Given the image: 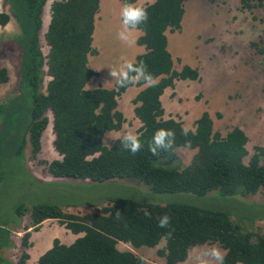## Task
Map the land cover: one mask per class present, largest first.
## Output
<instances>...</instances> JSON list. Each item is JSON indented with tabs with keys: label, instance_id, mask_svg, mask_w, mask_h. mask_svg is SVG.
Returning a JSON list of instances; mask_svg holds the SVG:
<instances>
[{
	"label": "trees",
	"instance_id": "16d2710c",
	"mask_svg": "<svg viewBox=\"0 0 264 264\" xmlns=\"http://www.w3.org/2000/svg\"><path fill=\"white\" fill-rule=\"evenodd\" d=\"M47 1L3 0L9 6L8 12L0 11V26L13 18L19 28L16 39L0 49L12 46L18 54V86L14 94L0 100V132L7 142L4 145L15 157L23 158L27 145L33 154L40 150L41 137L50 122L48 112L54 134L52 144L60 155L47 167L55 178L80 179L95 183V187L130 178L158 193L190 192L204 196L216 191L235 196L260 191L264 198V145L255 147L245 163L248 138L240 128L235 126L222 136L214 131L213 120L205 111L185 137L181 121L163 118L160 97L164 90L179 79H199V72L190 66L175 70L167 49L166 30H180L184 0H155L147 4L148 20L137 28L142 31L137 43L145 51L133 62L143 61L157 83L140 89L132 100L134 116L141 123L137 135L142 147L136 154L123 150L119 138L109 145L104 143L106 134L119 130L125 122L117 98L130 86L121 88L116 81L112 88L85 86L97 75L88 66V56L97 52L92 47V34L99 0H52L50 22L42 31L41 15ZM240 1L242 9L247 10L264 3V0ZM125 2L135 0H121L122 5ZM43 33L44 45L48 46L46 55L40 43ZM44 66L51 79L43 92ZM8 80L7 68L0 66V85ZM143 84L141 81L135 86ZM160 128L174 130L175 142L171 148L153 155L149 146L154 132ZM178 147L196 150L188 165L180 164L175 152ZM99 192L108 196V203L82 215L63 212L53 203L31 207L33 227L57 218L71 232H83L69 245L55 239L36 264H150L131 251L118 250L116 244L121 241L133 247H154L161 239L165 240V246L157 254L164 257V264L184 261L191 248L215 243L224 250V264H264V234L241 225L263 220V213L241 214L236 222L225 210L176 202L159 205L116 197L108 194L106 188H100ZM25 207L17 204L14 211L20 216ZM244 207L264 210V202ZM165 214L171 218L170 225L160 228L158 218ZM29 235L27 231L21 238L24 250L15 264H25L28 258ZM13 246L11 227L0 223V264H9L2 250Z\"/></svg>",
	"mask_w": 264,
	"mask_h": 264
},
{
	"label": "rangeland",
	"instance_id": "374dc122",
	"mask_svg": "<svg viewBox=\"0 0 264 264\" xmlns=\"http://www.w3.org/2000/svg\"><path fill=\"white\" fill-rule=\"evenodd\" d=\"M117 1L101 0V12L94 17L92 43L98 48V54L89 56L88 65L98 70L100 78L95 82L102 85H108L107 80H113L109 76V68L118 66L121 58L130 60L140 51L137 43L129 47L118 38L122 24L117 20L113 21L114 9L119 10ZM50 2L51 0L46 2L44 12L49 9ZM241 6L240 0L185 1L186 10L181 21V30L167 31V48L169 51H180L185 64L193 67L199 64L202 79L198 82H177L173 89L166 90L164 98L168 103L171 102V107L165 110L164 115L194 129V121L206 111L213 120V129L223 136L234 126L247 129L249 137L245 147L248 153L243 158L247 163L254 148L264 145V3L252 10L242 9ZM133 38L136 41L134 31ZM2 53L6 56H0V66L8 68L10 79L7 85L0 87V99L14 94L20 73L17 66L18 54L13 51L12 46ZM192 53L196 62L191 60ZM181 63L180 59H175L176 68H180ZM47 76L51 79L48 74ZM43 78L46 80L45 73ZM126 95L127 91L121 95L122 101ZM125 114L127 119L124 129L106 137V145L122 137L126 131L138 133L141 123L134 116L133 109ZM47 116L50 117L48 112ZM50 124L44 131L40 150L33 154L27 145L24 158L15 157L6 148L4 144L7 142L4 141V134L0 132V223L11 227L14 243L5 252L9 264H15L24 250L21 238L31 229L30 213L34 204L53 203L64 212L80 215L91 213L96 207L100 208L108 203V196L101 195L100 188L108 189V194L116 197H129L159 205L176 202L225 210L236 222L241 214H264V210L259 207H244L264 202L260 191L235 196H224L212 191L198 196L190 192L158 193L140 180L130 178L117 179L116 183H108V186L107 183H101L96 187L95 183L90 184L80 179L74 181L55 178L47 170L49 162L60 158L52 144L54 134ZM175 152L180 164L185 166L189 164L196 150L179 147ZM21 203L26 207L19 216L14 207ZM89 203L95 206H89ZM241 225L264 234V219L251 223L242 222ZM118 244L123 251L128 250L124 249L123 246L126 245L123 242ZM213 245L224 252L216 243L198 245L189 250L187 259L175 264H193L190 253ZM164 246L165 240L161 239L156 246L136 248L133 253L150 264H164V257L157 255V250Z\"/></svg>",
	"mask_w": 264,
	"mask_h": 264
},
{
	"label": "clouds",
	"instance_id": "9594fccd",
	"mask_svg": "<svg viewBox=\"0 0 264 264\" xmlns=\"http://www.w3.org/2000/svg\"><path fill=\"white\" fill-rule=\"evenodd\" d=\"M154 2L155 0H148V3H154ZM120 17L122 21V28L117 34L118 38L122 42H124L126 45H128L129 47L134 46L136 41L133 38V30L137 29L139 25H141L142 23H145L148 20V11H147V7L145 5L144 0H136V2L134 3L125 2L121 7ZM180 30H176V31H180ZM167 31L175 32V31H171L167 29L166 36H168ZM191 57H192L191 59L194 62H196L194 59L193 53ZM172 60H173V68L177 70L174 66L175 58ZM183 65L190 66L188 64L182 63L181 67ZM197 67H192V68H195L199 72V79L197 80L179 79L175 81V84L178 81H189V82L200 81L202 79V73L200 72L199 64ZM109 69H110L109 76L111 77V79H114L116 81V84L121 88L135 85L141 81H143L147 86H150V87L155 86V84L157 83L153 75L147 70V66L143 61L136 63L127 58H121V62L119 63L118 66L111 67ZM175 84L173 87H168V88L173 89L175 87ZM169 118H173V117H169ZM236 127L239 128V126H236ZM181 131H182V134L185 137H187L189 132L193 130L189 126H183ZM175 135L176 134L174 130L164 129V128L157 129L153 134L152 143L149 146V150L152 152L153 155H157L159 150H162V149L166 150V149L171 148L173 143L175 142ZM107 136L110 137L109 134H107ZM119 139H120V146L123 150L129 151L132 154H136L141 150L142 144H141L140 138L133 131H130V130L126 131L122 137H119ZM180 148H187V147H180ZM170 220L171 218L167 214L162 215L161 217L158 218V226L160 228H167L170 225ZM169 235H171V233H169ZM118 243H121V241H118L117 244ZM117 244H116V247H117ZM123 244L128 245L129 248H131V250H127V251L133 252L134 249L138 248V247H133L130 244H126V243H123ZM190 259H192L193 264H224V252L217 246L213 245L210 248H201L199 250H194L192 253H190Z\"/></svg>",
	"mask_w": 264,
	"mask_h": 264
},
{
	"label": "crops",
	"instance_id": "0c3cea01",
	"mask_svg": "<svg viewBox=\"0 0 264 264\" xmlns=\"http://www.w3.org/2000/svg\"><path fill=\"white\" fill-rule=\"evenodd\" d=\"M116 1V0H114ZM186 0H184L183 2V5L185 3ZM48 2V1H47ZM136 2V0H135ZM145 2V5L147 4H151V3H148V0H144ZM51 4V2H50ZM118 5V8L119 10H116L114 9V13H113V21L117 20V22L121 23L122 24V21H121V17H120V10H121V7H122V3H121V0H118L117 1V4ZM45 7V5H44ZM44 7H43V12H42V31L46 30L49 22H50V7L48 10H45L44 12ZM8 8L9 6L8 5H5L3 0H0V11H4V12H8ZM185 7H184V12H185ZM101 12V0H99V9H98V12L96 13L95 16H98L99 13ZM184 16V14H183ZM183 20V18H182ZM181 20V21H182ZM95 22V20H94ZM94 31H95V27L93 28V34H92V37L94 35ZM134 33H135V36H136V43H137V38L142 34V31L140 29H135L133 30ZM19 35V28L15 22V20L13 18H11L9 20V22L5 25V26H0V49L6 45V43L8 42H11V40H14L16 39V37ZM93 40V38H92ZM44 33L43 35L40 37V43L42 45V52L44 55L47 54L48 52V46L44 45ZM137 45L140 47V51L139 53L133 55L131 57L130 60L134 61L136 56L140 53H143L145 51V48L144 46L142 45H139L137 43ZM92 47L97 51L96 54L94 55H97L98 54V48L96 47V45H94L92 43ZM170 50V49H169ZM5 51V50H3ZM2 50H0V56H6L5 54H3ZM172 55V58L174 59H180L182 61L183 64H185V59L183 58V54L180 52V51H169ZM94 55H89L90 57L91 56H94ZM88 56V58H89ZM192 60V59H191ZM193 61V60H192ZM194 62V61H193ZM181 63V65H182ZM1 66H4V65H1ZM89 66V65H88ZM175 66V64H174ZM191 66V65H190ZM6 67V66H4ZM90 67V66H89ZM193 67V66H192ZM194 67H197L196 65H194ZM7 68V67H6ZM91 68V67H90ZM176 68V67H175ZM181 68V66H180ZM180 68H176L177 70H179ZM198 68V67H197ZM92 69V68H91ZM8 70V68H7ZM43 70H44V73H45V77H46V80H44L43 78V81H42V84H41V89L42 91L44 92L45 91V88H46V85H47V82L50 80V78L47 76V67L44 66L43 67ZM94 70V69H93ZM97 72V75L92 77L91 79H89V81L86 83V88H95V87H103V88H112L114 86V79L112 80V82H109L108 80L106 81V83L108 85H102V83H99V82H95V80H98L100 78L99 76V72L98 70L96 69L95 70ZM9 73V72H8ZM102 78V76H101ZM9 79H10V75H9ZM9 81V80H8ZM45 81V83H44ZM18 82H19V78H18ZM178 82H186V81H178ZM8 83V82H7ZM7 83L5 84H1L0 87L2 86H5L7 85ZM177 83V82H176ZM176 85V84H175ZM18 86V84H17ZM146 86V84H143V85H140V86H130L126 91H127V95L126 97H124L123 101H122V97L121 94L118 98H120L118 100L117 98V102H118V109L124 114V117H125V122L123 123L122 127L117 130V131H110L109 134L110 136L113 135V133H118L120 130L124 129V125L126 124V114L125 112L128 111L129 109H134V104H133V98L136 96V94L138 93V91L140 89H143L144 87ZM135 87V90H132V88ZM168 89H171V88H167L165 89L164 93L161 95V103H162V106H163V109H164V113H165V110L166 109H170L171 107V102L169 101V103L165 100L164 98V95H165V92L167 94V91ZM167 90V91H166ZM128 99V100H127ZM2 101H5L6 98L4 99H0ZM130 103H127L129 102ZM50 114V113H49ZM128 114V113H127ZM129 115V114H128ZM163 118L167 119L165 117V115H163ZM169 118V117H168ZM50 122L51 123V114H50ZM195 122V121H194ZM51 126V124H50ZM240 128V127H239ZM244 133L245 135L247 136V138L249 137L248 136V132H247V129H244V128H240ZM52 130V128H51ZM193 130V128H192ZM45 131V130H44ZM217 131V130H216ZM219 132V131H218ZM44 134V132H43ZM106 134V135H107ZM223 136V135H222ZM108 137V136H107ZM43 139V135L41 137ZM119 138V137H118ZM41 143H42V140H41ZM105 143V142H104ZM29 146V145H28ZM24 158V157H23ZM58 179H64V178H58ZM62 210V209H61ZM63 211V210H62ZM64 212V211H63ZM67 213H70V212H67ZM37 228L33 229L32 226H31V229L28 230V232H30V235H29V238H28V243H29V247H28V250H27V253H28V258L26 259L25 261V264H36L37 263V260L38 258L44 253L46 252L49 248H51L52 244H53V241L55 239H58L61 243H64V244H67L69 245L70 243H72L75 239H77L78 237L82 236L83 235V232H80V233H73L71 232L65 225V222H62L60 219H57V218H49V219H46L44 221H42L40 224L36 225ZM119 247V244H117V248L121 251H123V249H120ZM125 247L124 249H128V250H131V248H129V246H123ZM138 248H148L147 246H140ZM8 250L7 249H3L2 250V254L3 256L6 258V255H5V252ZM158 255V254H157ZM7 259V258H6ZM8 260V259H7Z\"/></svg>",
	"mask_w": 264,
	"mask_h": 264
}]
</instances>
